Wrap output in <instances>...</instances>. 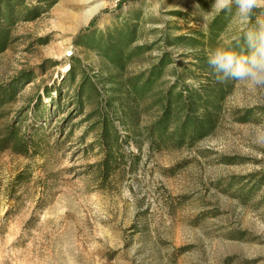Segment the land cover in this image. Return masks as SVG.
Segmentation results:
<instances>
[{"label":"rangeland","instance_id":"obj_1","mask_svg":"<svg viewBox=\"0 0 264 264\" xmlns=\"http://www.w3.org/2000/svg\"><path fill=\"white\" fill-rule=\"evenodd\" d=\"M104 1L85 26L67 32L60 18L88 4L58 0L37 20L18 22L0 54V85L30 76L0 108V264H264V86L231 84L214 133L194 146H125L139 159L104 175L93 114L99 96L86 88L79 106L80 78L71 86L67 77L76 56L101 90L107 66L75 38L129 20L137 25L136 46L150 48L129 75L167 53L194 72L184 84L198 88L209 75L191 67L192 57L171 39L207 32L218 14L214 0ZM256 20L264 24V14ZM247 24L233 14L218 44ZM172 74L164 80L172 82ZM151 103L141 105V128L156 116V108L146 109ZM12 124L17 137L2 141ZM19 135L28 140L27 155L14 149Z\"/></svg>","mask_w":264,"mask_h":264},{"label":"trees","instance_id":"obj_2","mask_svg":"<svg viewBox=\"0 0 264 264\" xmlns=\"http://www.w3.org/2000/svg\"><path fill=\"white\" fill-rule=\"evenodd\" d=\"M23 1L0 0V54L10 44V32L18 22H33L58 2L35 0V4L25 6ZM261 14H264L262 9H254L253 21L227 45H219L218 41L233 12L218 13L205 33L193 31L189 35L171 39L173 46L187 50L194 60V63L189 64L191 67L203 75H209L208 82L199 84L198 88L184 84V76L194 75V72L187 66L175 64L167 53H163L147 70L129 75L128 66L150 49L136 46L137 25L129 20L101 31L85 30L76 36V47L93 51L104 61L108 70L104 77L101 76V90L89 77L87 67L76 56H72L67 74L71 86H74L77 77L80 78L73 98L79 106L85 101L86 88H94L99 96L93 114L97 116V144L104 155L100 162L104 175L118 169L127 158L135 162L139 159L132 153L126 154L125 146L134 145L138 151L143 144L152 152L178 150L192 147L214 133L221 116L222 103L229 94L231 84L236 81L225 78L221 71L209 64V58L217 49L246 54L249 50L246 34L254 30L256 17ZM178 68H181V74H177ZM169 72L173 73L172 82L164 80ZM29 77V74L21 73L18 79L0 85V108L15 99L22 82ZM100 91L103 93L100 94ZM147 101L152 103L146 109L156 108V116L141 128L140 119L144 112L141 105ZM5 131L2 141L13 140L18 135L13 124L6 125ZM14 149L18 154L27 155L29 146L26 137L19 135Z\"/></svg>","mask_w":264,"mask_h":264},{"label":"clouds","instance_id":"obj_3","mask_svg":"<svg viewBox=\"0 0 264 264\" xmlns=\"http://www.w3.org/2000/svg\"><path fill=\"white\" fill-rule=\"evenodd\" d=\"M212 7L216 13L233 12L241 22L249 23L253 21L254 9L264 7V0H214ZM246 39L249 49L246 54L217 49L208 62L225 78L264 86V24L256 20L254 30L246 34Z\"/></svg>","mask_w":264,"mask_h":264},{"label":"bare ground","instance_id":"obj_4","mask_svg":"<svg viewBox=\"0 0 264 264\" xmlns=\"http://www.w3.org/2000/svg\"><path fill=\"white\" fill-rule=\"evenodd\" d=\"M85 4H88L86 8L76 7L73 8L79 10L78 15H74L71 12H68L60 21L66 26L67 32H70L72 29L85 26L92 18H94L100 10L106 6L104 0H83ZM90 3V4H89Z\"/></svg>","mask_w":264,"mask_h":264},{"label":"built area","instance_id":"obj_5","mask_svg":"<svg viewBox=\"0 0 264 264\" xmlns=\"http://www.w3.org/2000/svg\"><path fill=\"white\" fill-rule=\"evenodd\" d=\"M70 55V54H69Z\"/></svg>","mask_w":264,"mask_h":264}]
</instances>
